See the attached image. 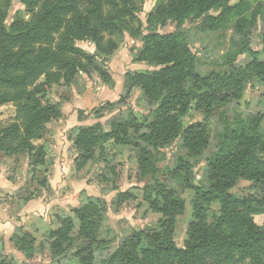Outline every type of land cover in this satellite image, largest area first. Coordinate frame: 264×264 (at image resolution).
<instances>
[{"label":"trees","instance_id":"trees-1","mask_svg":"<svg viewBox=\"0 0 264 264\" xmlns=\"http://www.w3.org/2000/svg\"><path fill=\"white\" fill-rule=\"evenodd\" d=\"M11 1L0 0V106L13 104L16 117L11 125L0 129V160L18 154L28 156V174L34 188L25 190L24 203L27 204L45 198L51 188L48 178L55 159L49 156L47 145L39 142L50 134L49 125L63 116L60 104L44 103L52 85L61 78L72 79L83 62H95V56L77 47L79 42L89 41L102 49L105 34L112 39L104 48L106 52L116 49L124 40V20L140 11L137 1L145 0H20L24 8L7 23ZM228 1L157 0L158 9L149 16L148 33L142 38L143 47L137 60L158 58L159 64H156L167 68L153 74L128 72L120 101L129 97L133 85L142 86L145 99L150 105H156L150 114H156L159 122L145 132L136 124L133 109H129L125 115L121 112L110 120L108 131L101 123L77 128L74 145L79 152L76 159L79 168L95 157L98 147L104 151L103 145L107 142L116 146H143L144 162L150 166L168 142L180 138L187 147L202 150L207 144L204 126L196 123L185 129L179 108L192 103L199 109L213 110L237 97L250 72L239 68V73L232 76L213 78V74L206 77L197 74L194 80H189L193 75L188 68L194 66L196 54L190 52L194 41L184 27L188 21L202 20L204 26L207 23L214 28L243 17L239 23L244 29L250 24L249 18L256 17V12L251 15L247 12L248 4L232 5ZM250 1L259 2L258 11L264 13V0ZM108 6L114 8L112 16H104ZM220 7H225L226 17L214 18L209 14L210 10ZM170 21L177 25L176 32L166 35L157 32V26L165 27ZM249 49L246 44H240L223 66L235 64ZM172 63L174 65L169 67ZM259 66L264 67V63ZM43 77L45 82L40 81ZM186 84L191 86L190 90L204 88L205 93L191 100L193 92L183 90ZM116 105L117 102H106L90 112L79 110L78 119L100 118L105 110H112ZM124 116H129V121L119 123ZM130 124L134 128L129 127ZM239 146L236 154L216 160L217 164L227 167L234 178L257 177L264 190L263 114L254 115L243 124ZM38 174H42L44 180ZM162 196L172 201L169 205L164 203L170 211L182 204L174 193L162 192ZM210 196L223 197L220 216L210 224L207 221L194 223L196 229L192 230L191 239L184 247L175 243L167 226L165 235L139 232L120 246L93 239L90 241L96 244L93 248L91 244L71 254L77 239L93 238L97 223L93 203L75 210L79 225L73 216L62 211L61 227L50 232L46 243L55 258L71 259L78 264H264V215L255 208L254 202L230 196L226 186H220L198 191L191 203L201 211L202 203ZM21 241L26 245L24 255L32 257L36 240L23 236L18 243L22 244ZM140 245H144L141 253ZM0 264L12 263L5 257Z\"/></svg>","mask_w":264,"mask_h":264},{"label":"rangeland","instance_id":"rangeland-1","mask_svg":"<svg viewBox=\"0 0 264 264\" xmlns=\"http://www.w3.org/2000/svg\"><path fill=\"white\" fill-rule=\"evenodd\" d=\"M228 2L232 5L241 2L248 4L247 12L250 15L256 12V17H250V24L244 29L239 23L243 17L214 27L217 30L207 23L204 26L202 20L188 21L184 28L194 41L190 52L196 54L194 66L188 68L193 75L189 80H194L197 74L201 77L213 74V78L232 76L239 73V68L249 70L250 76L244 80L237 97L217 105L213 110L207 111V107L199 109L192 103L187 107H180L184 128L201 123L207 144L199 151L197 147H187L183 138L168 142L162 153L156 154L152 166L144 162L143 146H116L107 142L103 145L104 151L98 147L95 157L79 168L76 161L79 152L74 140L77 128L101 123L108 131L110 120L121 112L125 115L129 109H133V117L137 121L135 123L145 132L159 122L156 114H150L156 105H150L145 99L142 86L133 85L129 97L124 102L120 101L127 84L128 72L153 74L167 68L158 65V58L137 60L138 52L143 47L142 38L148 33L149 16L158 9L157 0L136 2L140 11L133 18L124 20V40L111 53H107L105 49L112 39L105 34L102 49L89 41L77 44L81 50L95 56V62H83L81 70L73 78L70 77L72 79L61 78L52 85L44 99V103L60 104L63 110L62 118L49 125L50 134L39 142L47 145L49 156L55 159L48 178L51 188L45 198L39 200L53 202V205L49 214H45L47 221L34 217L35 219L20 223L14 228L12 235L8 236V251L3 245L6 239L0 236V260L7 257L12 264H78L71 259L55 258L46 242L50 232L61 227L62 211L73 216L79 225L75 210L90 203L94 204V210L97 211L95 233L92 234L93 238L77 239L71 254L93 244L90 242L93 239L120 246L123 241L139 232L150 236L165 235L167 226L175 243L184 247L191 239L192 230L196 229L193 224L202 221L213 223L223 208V197L210 196L202 203L201 211L195 209L191 202L196 193L219 189L220 186H226L230 196L253 201L255 208L264 215L263 184L257 177L234 178L229 175L227 167H221L216 162L220 158L228 159L239 151L242 127L250 117L264 115V67L259 66L264 63V13L258 11L259 2ZM23 8L20 0H12L7 23ZM113 11L114 8L106 7L104 16H112ZM209 14L214 18L227 16L225 7L212 9ZM156 30L166 35L176 32L177 25L170 21L165 27L157 26ZM240 44L249 46V51L240 55L235 64H226L224 67L223 64ZM173 65L174 63L169 67ZM40 81L45 82L46 78L43 77ZM190 89L189 84L183 86L186 92H193L191 100H197L205 93L204 88ZM106 102H117V105L112 110H105L100 118L79 121V110L90 112L100 109ZM73 113L77 114L74 119ZM69 114L72 115L70 121ZM15 115L13 104L0 106V129L11 125ZM125 121H129V116H124L119 123ZM129 127L134 128L132 124ZM28 166L29 158L25 154L0 160V174L4 173L12 187L0 190V198L10 218L14 217L15 220L21 219L19 214L26 205L25 190L34 188L31 186L34 182H31ZM40 176L44 180L43 175ZM162 192L174 193L181 200V206L177 209L175 207L173 211L167 209L164 203L169 205L172 201L162 196ZM23 236H29L37 242L30 258L23 253L26 245L22 241V244L18 243ZM143 248L144 245H140V253Z\"/></svg>","mask_w":264,"mask_h":264},{"label":"crops","instance_id":"crops-1","mask_svg":"<svg viewBox=\"0 0 264 264\" xmlns=\"http://www.w3.org/2000/svg\"><path fill=\"white\" fill-rule=\"evenodd\" d=\"M73 115V116H72ZM69 114V120H72L77 116L76 113ZM72 116V119H71ZM12 187L9 186V183L7 182V179L4 175V173L0 174V190H8ZM53 205V202H44L43 200H34L27 203L24 208L22 209V212L19 214V217L21 219L15 220L14 217L10 218V216L7 213V210L3 207L1 198H0V236L4 237L6 239V242H3V245L7 244V246L4 245L5 249L9 250V244H8V236L12 235L13 230L16 226H18L20 223H26L30 219H37V217L41 221H47L46 215H48L49 211L51 210V206ZM35 217V218H34Z\"/></svg>","mask_w":264,"mask_h":264}]
</instances>
